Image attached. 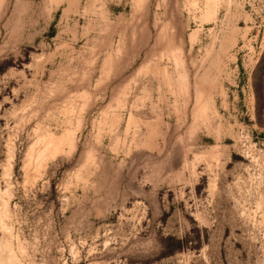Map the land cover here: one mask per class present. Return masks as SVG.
Masks as SVG:
<instances>
[{"label":"rangeland","instance_id":"374dc122","mask_svg":"<svg viewBox=\"0 0 264 264\" xmlns=\"http://www.w3.org/2000/svg\"><path fill=\"white\" fill-rule=\"evenodd\" d=\"M263 53L264 0H0V264H264Z\"/></svg>","mask_w":264,"mask_h":264},{"label":"trees","instance_id":"16d2710c","mask_svg":"<svg viewBox=\"0 0 264 264\" xmlns=\"http://www.w3.org/2000/svg\"><path fill=\"white\" fill-rule=\"evenodd\" d=\"M253 87L256 97L257 117L260 120V113L258 110L261 108L260 102L264 100V53L253 74Z\"/></svg>","mask_w":264,"mask_h":264},{"label":"bare ground","instance_id":"6f19581e","mask_svg":"<svg viewBox=\"0 0 264 264\" xmlns=\"http://www.w3.org/2000/svg\"><path fill=\"white\" fill-rule=\"evenodd\" d=\"M52 141H53V140H52ZM52 141H51V142H52ZM58 143H59V142H58Z\"/></svg>","mask_w":264,"mask_h":264}]
</instances>
